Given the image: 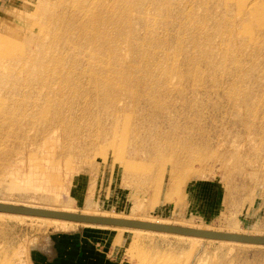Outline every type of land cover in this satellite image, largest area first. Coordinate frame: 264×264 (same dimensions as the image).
I'll list each match as a JSON object with an SVG mask.
<instances>
[{"label":"rangeland","instance_id":"obj_1","mask_svg":"<svg viewBox=\"0 0 264 264\" xmlns=\"http://www.w3.org/2000/svg\"><path fill=\"white\" fill-rule=\"evenodd\" d=\"M0 201L264 235V0H0ZM0 219V264H264V246Z\"/></svg>","mask_w":264,"mask_h":264},{"label":"water","instance_id":"obj_2","mask_svg":"<svg viewBox=\"0 0 264 264\" xmlns=\"http://www.w3.org/2000/svg\"><path fill=\"white\" fill-rule=\"evenodd\" d=\"M0 212L17 213L25 215H38V216H48L62 218L77 222L84 223H96V224H106V225H118L125 227L140 228L158 232L173 233L186 236L201 237L205 239L214 240H226V241H237L245 243H253L264 245V236L256 235H244L236 233H228L224 231H212L205 229H196L190 227H183L179 225L172 224H160V223H150L145 221L128 220L120 218L102 217V216H92L83 215L77 213L50 211L37 208H30L19 205H11L0 203Z\"/></svg>","mask_w":264,"mask_h":264},{"label":"bare ground","instance_id":"obj_3","mask_svg":"<svg viewBox=\"0 0 264 264\" xmlns=\"http://www.w3.org/2000/svg\"><path fill=\"white\" fill-rule=\"evenodd\" d=\"M0 203L4 204H11V205H19V206H25V207H30V208H37V209H43V210H50V211H59V212H68V213H77V214H83V215H92V216H102V217H111V218H120V219H128V220H137V221H145V222H150V223H160V224H168L165 222H162L161 220L154 221V220H141V219H136V218H129L125 216H120V213L114 214V215H107V214H96V213H90V212H82L78 213L75 212L71 207H65V208H59V207H53L49 205H38V204H33V203H23L20 204L17 201H0ZM29 218V219H38L42 223H44V226L47 227H53L55 229H60V230H70L72 229L75 225L77 224H82L85 226H92V227H112V228H127L132 231H144V232H151V233H156L159 235H174L176 237H180L183 239H189L190 241L193 242H198L200 239H205L201 237H194V236H186V235H179V234H173V233H166V232H158V231H152V230H146V229H140V228H133V227H125V226H118V225H106V224H96V223H84V222H77V221H72V220H67V219H62V218H56V217H48V216H38V215H25V214H17V213H8V212H0V219H10V220H15V221H23L24 219ZM183 227H190L194 228L192 226H185V225H179ZM196 229H205V230H212V229H206V228H196ZM212 231H219V230H212ZM233 231H224L228 233H236V234H244V235H256V236H264L260 234H249V233H238ZM208 240H214V239H208ZM219 241L220 243H226L229 244L230 246H259L260 244H253V243H245V242H237V241H226V240H215ZM264 246V245H261Z\"/></svg>","mask_w":264,"mask_h":264}]
</instances>
